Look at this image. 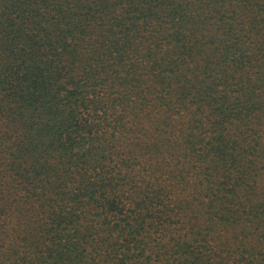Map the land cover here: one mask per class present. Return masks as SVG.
<instances>
[{"label":"trees","instance_id":"16d2710c","mask_svg":"<svg viewBox=\"0 0 264 264\" xmlns=\"http://www.w3.org/2000/svg\"><path fill=\"white\" fill-rule=\"evenodd\" d=\"M0 264H264V0H0Z\"/></svg>","mask_w":264,"mask_h":264}]
</instances>
